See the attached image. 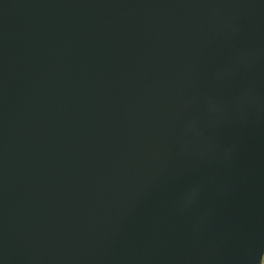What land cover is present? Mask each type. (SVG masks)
Here are the masks:
<instances>
[{"label": "water", "instance_id": "95a60500", "mask_svg": "<svg viewBox=\"0 0 264 264\" xmlns=\"http://www.w3.org/2000/svg\"><path fill=\"white\" fill-rule=\"evenodd\" d=\"M264 0H0V264H263Z\"/></svg>", "mask_w": 264, "mask_h": 264}, {"label": "built area", "instance_id": "2783aa9c", "mask_svg": "<svg viewBox=\"0 0 264 264\" xmlns=\"http://www.w3.org/2000/svg\"><path fill=\"white\" fill-rule=\"evenodd\" d=\"M264 264V263H263Z\"/></svg>", "mask_w": 264, "mask_h": 264}]
</instances>
